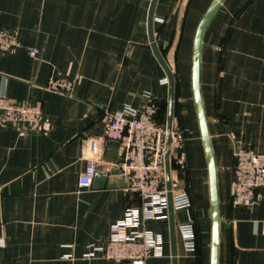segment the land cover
<instances>
[{"label": "crops", "instance_id": "obj_1", "mask_svg": "<svg viewBox=\"0 0 264 264\" xmlns=\"http://www.w3.org/2000/svg\"><path fill=\"white\" fill-rule=\"evenodd\" d=\"M214 0H0V28L25 47L0 54V92L41 102L48 121L38 133L0 128V264H124L104 255L114 225L142 198L126 180L99 167L91 187L79 176L95 142L104 140L106 109L141 108L147 96L185 131L187 164L172 169V192L189 209L139 226L161 239L148 264H211L208 162L192 88L196 31ZM159 50L169 71L159 59ZM71 77V93L47 88ZM167 80V81H166ZM264 0H224L203 37L201 90L214 150L220 201L219 264H264V186L251 206L232 200L234 152H264ZM92 143L94 145H92ZM104 161L122 157L107 139ZM193 222L197 247L186 250L180 226ZM94 251L93 256H88Z\"/></svg>", "mask_w": 264, "mask_h": 264}, {"label": "built area", "instance_id": "obj_2", "mask_svg": "<svg viewBox=\"0 0 264 264\" xmlns=\"http://www.w3.org/2000/svg\"><path fill=\"white\" fill-rule=\"evenodd\" d=\"M23 46L15 31L0 28V54L16 51ZM28 54L38 59L40 48L26 46ZM167 81V80H166ZM75 78L52 75L47 88L55 92L71 93ZM264 85V81H263ZM158 105L150 95L141 108L126 106L113 112L106 109L104 116V140L95 142L93 151L86 157V167L79 176V186L89 188L98 168L105 173H118L126 180L125 191L137 192L142 198L139 209L129 208L125 216L113 227V234L102 247L108 258L124 264H148V258L158 253L161 239L139 226L148 219H168V208L189 209L192 206L190 195L185 192H172L170 198L166 156L170 151L171 175L174 166L185 168L187 152L185 131L173 122L171 143L169 144L168 120L157 121ZM43 105L29 98L10 96L0 92V128H13L20 134L38 133L47 128ZM119 140L122 144V157L115 162L104 161L101 151L106 140ZM92 145H94L92 143ZM232 177V200L236 205L251 206L257 200V189L264 186V152L240 145L234 152ZM264 224V222H263ZM186 250L194 252L197 247L193 222L180 226ZM1 242V239H0ZM94 251L88 256H93Z\"/></svg>", "mask_w": 264, "mask_h": 264}, {"label": "water", "instance_id": "obj_3", "mask_svg": "<svg viewBox=\"0 0 264 264\" xmlns=\"http://www.w3.org/2000/svg\"><path fill=\"white\" fill-rule=\"evenodd\" d=\"M223 1L224 0H214L198 25L194 39L193 68H192L193 97L196 104L203 144L208 162V170H209V186H210L211 213H212L211 264H219L221 216H220V201H219V191H218L217 165H216L214 150L210 137L208 119L204 108V102H203L202 90H201V60H202L203 37L205 30ZM154 48L159 59L162 61L166 69L169 71L166 63L164 62L162 56L159 53V50L156 48L155 45ZM173 104H174V79L171 75V91H170V104H169V114H168L169 144L171 143L172 140L171 130L173 125ZM169 154L170 151H168L166 156V170H167L169 195L171 198L172 175H171V163H170ZM95 176H99V175L96 174ZM170 206L172 207V205Z\"/></svg>", "mask_w": 264, "mask_h": 264}, {"label": "trees", "instance_id": "obj_4", "mask_svg": "<svg viewBox=\"0 0 264 264\" xmlns=\"http://www.w3.org/2000/svg\"><path fill=\"white\" fill-rule=\"evenodd\" d=\"M157 105H158V113H157V115H156V119H157V121H158L159 123L164 124L166 119H165V118H162V117L160 116V106H159L158 101H157Z\"/></svg>", "mask_w": 264, "mask_h": 264}]
</instances>
